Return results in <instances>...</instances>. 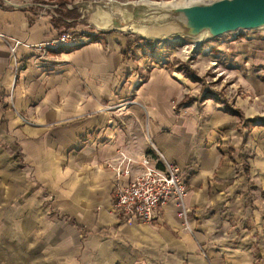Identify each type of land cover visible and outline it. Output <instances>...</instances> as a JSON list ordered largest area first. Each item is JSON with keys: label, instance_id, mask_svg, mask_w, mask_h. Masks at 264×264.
I'll return each instance as SVG.
<instances>
[{"label": "crops", "instance_id": "obj_1", "mask_svg": "<svg viewBox=\"0 0 264 264\" xmlns=\"http://www.w3.org/2000/svg\"><path fill=\"white\" fill-rule=\"evenodd\" d=\"M133 2L0 0V32L85 40L21 44L18 72L0 40V264H264V72L201 93L122 28L168 32ZM150 139L181 168L188 224L174 199L151 222L112 209L108 164L131 158L132 179Z\"/></svg>", "mask_w": 264, "mask_h": 264}, {"label": "rangeland", "instance_id": "obj_2", "mask_svg": "<svg viewBox=\"0 0 264 264\" xmlns=\"http://www.w3.org/2000/svg\"><path fill=\"white\" fill-rule=\"evenodd\" d=\"M132 4L141 6L144 3H204L212 0H133ZM122 26L135 37L152 41L153 48H145L147 54L160 64H167L170 69H179L185 76L196 82L201 93L207 95L219 92L231 98L236 92L241 94L238 78L247 71L264 72V27L234 31L218 38L204 39L196 43L193 39L181 34H172L158 38H149L129 28L128 22ZM238 33H244L241 41ZM145 35V36H144ZM244 40V41H243ZM145 41V42H144ZM233 41L234 43H230ZM242 42L245 45L242 48ZM246 58V59H245ZM262 63V64H260ZM193 76V78L191 77Z\"/></svg>", "mask_w": 264, "mask_h": 264}, {"label": "built area", "instance_id": "obj_3", "mask_svg": "<svg viewBox=\"0 0 264 264\" xmlns=\"http://www.w3.org/2000/svg\"><path fill=\"white\" fill-rule=\"evenodd\" d=\"M0 40L9 47L17 72L22 67V62L17 56V49L21 44L46 53L50 48L78 46L85 41L84 37H79L73 30L63 32L49 41L37 44H26L22 40L3 32H0ZM150 144L152 145V152L139 160L142 171H139L130 180H124V177L131 173V169L128 166H123V163L124 161H131V158L123 155L119 164H108L115 170L117 179L113 186L112 209L124 218L137 217L143 221L151 222L155 219L159 208L170 199H174L178 207V214L183 218L184 223L188 224V208L185 202L187 185L183 179L181 168L168 160L152 144L151 139Z\"/></svg>", "mask_w": 264, "mask_h": 264}, {"label": "water", "instance_id": "obj_4", "mask_svg": "<svg viewBox=\"0 0 264 264\" xmlns=\"http://www.w3.org/2000/svg\"><path fill=\"white\" fill-rule=\"evenodd\" d=\"M138 19L168 32L163 36L181 34L201 43L229 32L264 27V0H212L200 3H146ZM145 5V4H143ZM145 9L147 11H145ZM146 21V22H145ZM149 21V22H148ZM161 37L157 35L156 38Z\"/></svg>", "mask_w": 264, "mask_h": 264}, {"label": "bare ground", "instance_id": "obj_5", "mask_svg": "<svg viewBox=\"0 0 264 264\" xmlns=\"http://www.w3.org/2000/svg\"><path fill=\"white\" fill-rule=\"evenodd\" d=\"M153 5V4H151ZM143 33L147 36V37H156L158 32L155 31V32H151L150 30H143ZM159 35V34H158Z\"/></svg>", "mask_w": 264, "mask_h": 264}, {"label": "trees", "instance_id": "obj_6", "mask_svg": "<svg viewBox=\"0 0 264 264\" xmlns=\"http://www.w3.org/2000/svg\"><path fill=\"white\" fill-rule=\"evenodd\" d=\"M71 28H72V26H69V29H67V30H71ZM238 35H239V36H243V35H241V33H239ZM191 77L193 78L192 75H191Z\"/></svg>", "mask_w": 264, "mask_h": 264}]
</instances>
